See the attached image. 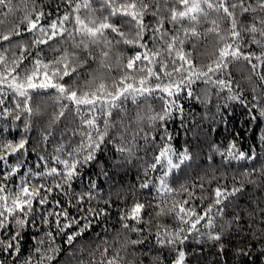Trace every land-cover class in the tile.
<instances>
[{"label": "snow or ice", "instance_id": "obj_1", "mask_svg": "<svg viewBox=\"0 0 264 264\" xmlns=\"http://www.w3.org/2000/svg\"><path fill=\"white\" fill-rule=\"evenodd\" d=\"M49 7L46 12L44 5L37 0H0V44L9 42L8 46L0 48V118L20 120L21 112L31 116L32 93L51 89L55 92L58 110L42 134V141L46 142L52 135V125L64 117L66 111H71L79 121L77 130L71 135H78L80 142L75 147L69 143L70 150H66L64 144L56 149L57 154L52 159L60 167H48V161L41 156L36 167L43 163L45 168L36 172L24 160L28 153L26 137L16 142L0 139V177L7 181L0 182V233H3L0 235V264H8L5 257L11 258L14 264H52L56 259L60 248L51 246L55 237L50 227L45 233L50 241L49 248L42 250L36 247L34 253L20 261L22 232L29 224L38 226L37 217L40 218L39 223L54 225L57 235L64 234L67 245H72L77 237L89 231L95 221L107 217L104 208L78 207L95 199L91 190L95 188L94 182L83 194L69 191L72 183L82 176L80 169L96 159V153L106 138L109 142L119 140L117 151L128 156L134 154L133 148L139 139L153 141L154 162L145 168L146 179L140 187L147 189L152 186L161 196H172L171 200L164 199L157 205L156 217L171 216L179 226L170 230L157 223L155 232L156 244L172 254L171 264H186L189 253L184 245L190 236L220 242L233 225L238 230L239 215L221 226L219 232L215 231L216 220L223 219L225 207L233 203L237 194L244 192V183L256 185L257 182L250 177L257 169L245 173V180L235 182L231 188L217 183L210 194L204 183L192 185L191 190L183 184L174 189L167 182L168 178L191 156L186 149L182 153L176 152L171 145V134L162 136L161 144L156 146V136L152 133L157 124L167 131L165 122L172 118L174 112H183L179 99L182 95L193 97L192 86L197 81L219 92L227 90L230 94L227 100L245 105L249 103L234 92L228 69L235 62L244 61L253 74L264 81V0H59L54 8L55 15L52 6ZM245 16L250 18V22H245ZM9 17L11 26L5 31ZM148 17L152 20L146 22ZM45 19H48L47 24L43 23ZM117 20L119 23L115 22ZM222 22H227L226 29L221 28ZM21 25L24 26L23 33ZM122 27H127L128 31ZM109 33L112 38H109ZM22 34L31 35L30 43L12 42L13 36ZM209 36L215 37L211 58L206 65H197L193 61L192 50L186 51L185 45L191 43V48L195 49L197 43ZM54 40L67 46L53 48L52 51L59 55L45 62L40 46H48ZM121 44L139 50L130 56L116 52L115 71L119 74L112 76L113 64L108 63L110 53ZM252 45H256L259 52L248 50ZM93 49L99 53V69L107 70L109 75L90 72L87 74L90 78L82 80L78 70L84 68L89 60L96 61ZM81 53L84 54L83 59ZM26 59H30L29 65L24 64ZM65 77L71 78L70 84L62 82ZM154 100L162 105L158 112L151 109L149 102ZM129 102L137 108L144 102L147 112L137 111L134 119L129 118L126 110ZM251 104L264 118V91L254 95ZM249 111L251 114L252 109ZM114 112L120 115L119 124L112 120ZM251 118L255 120L256 116ZM145 122L150 125L148 132L142 127ZM27 128L26 125L25 131ZM4 131L7 129L0 126V133ZM110 132L115 135L109 137ZM220 155L229 163L257 159L254 150L251 153L239 151L234 142ZM9 157L15 162H10ZM158 168L162 174L153 182L149 173L156 172ZM22 170L23 175H20ZM260 174L264 175V168ZM13 177H18L15 185L11 184ZM46 178H51V182ZM36 180L42 182L34 183ZM197 188L201 193L199 196ZM54 191L67 197L68 207L77 208L78 215L70 216L68 207L61 205L58 199L50 201L49 196ZM181 195L185 198H176ZM196 200L200 201L199 205L194 203ZM145 207L143 203L134 202L129 210L122 212V228L137 234L144 232L141 225L151 223L144 219ZM198 207H201L199 212ZM247 215L250 220L264 224V200L257 202ZM73 226H76V231L69 233ZM253 235L264 238V228L259 229L258 235ZM38 242L43 243V240ZM117 242L119 249L114 255L109 256V247L105 246L99 259L95 258V253H90L92 259L88 264H121L124 257L120 250L144 244L145 239L138 236L137 239L125 238ZM224 250L221 243L219 251L223 253ZM237 254L250 255L244 249H237ZM79 264L85 262L81 260ZM156 264L160 262L157 260Z\"/></svg>", "mask_w": 264, "mask_h": 264}, {"label": "trees", "instance_id": "obj_2", "mask_svg": "<svg viewBox=\"0 0 264 264\" xmlns=\"http://www.w3.org/2000/svg\"><path fill=\"white\" fill-rule=\"evenodd\" d=\"M37 2L44 5L46 12L50 10L49 6H52L51 10L55 15L54 8L59 0H37ZM149 20L152 18L148 17L146 22ZM244 20L246 23L250 22L248 16H245ZM115 22L119 23L118 20ZM43 23L47 24L48 19H45ZM10 26L11 17H9V21L3 30L6 31ZM220 26L222 29H226L228 25L227 22H222ZM165 27L168 25L166 24ZM23 30L24 26L21 25L22 33ZM122 30L128 31L127 27H122ZM109 38H112L111 33H109ZM20 41L30 43L31 35L22 34L19 37H12L13 43ZM8 44L9 42H4L0 44V48L8 46ZM66 46L57 40L51 41L48 46H40L44 61L55 59L59 55V53L52 51L53 48ZM214 46L215 37L209 36L197 43L195 49L191 48V43H187L185 50H192L194 63L202 66L209 62ZM149 47H151V43H149ZM137 50L139 49H132L123 44L114 48L108 61V63L113 64L114 68L110 75L119 74L115 71L116 52L130 56ZM248 50L259 52L256 45H252ZM93 54L97 57L96 61L89 60L84 68L78 70L82 80L89 79L87 74L90 72L94 74L103 72L105 76L109 75L107 70L99 69V53L95 49H93ZM35 55L36 51L34 50L33 56ZM81 58H84L83 53H81ZM253 62L255 63V61ZM24 64L29 65L30 59H26ZM228 71L233 80L234 92L239 93L242 100L248 101L247 105L239 101L227 100L226 97L230 95L227 90L219 92L218 89L197 81L192 86L193 97L185 98L184 95L180 97L179 103L183 105V112L179 114L174 112L172 118L165 122L167 131L162 130L157 124L156 130L152 133L156 136V146L161 144L160 138L162 136L171 134V145L176 152L182 153L186 149L187 154L191 156L190 160L181 165L180 169L175 170L168 178L167 182L174 189H179L183 184L189 186L191 190L192 185L204 183L205 189L210 194L211 189L215 188L217 183L231 188L235 182L245 180V173H251L252 169H257V172L250 177L257 182L256 185L244 183V192L237 194L233 198V203L225 207L223 219L217 218L216 220L215 231L219 232L221 226L233 221L234 217L239 215V229L237 230L236 225H233V229L223 236L220 242L190 236L184 245L186 252L189 253L186 264H264V238H257L253 235V233L258 235L259 229L264 228V224L250 220L247 215V212L254 208L257 202L264 200V175L260 174V170L264 168V139H262L264 137V118L259 116L251 104L253 96L264 91V81H260L244 61L230 65ZM73 75L75 76V74ZM62 82L70 84L71 78L65 77ZM237 85H239L238 88ZM254 89L255 91H253ZM54 96L55 92L51 89L33 92L30 101V106L33 109L31 116L21 112L20 120H14L12 117L0 118V126L7 129V131L0 133V139L16 142L26 137L28 153L24 160L36 172L43 171L45 168L43 163L40 164V167H36L41 156L48 161V167H60L52 159L57 154L56 149L64 144L65 149L70 150L68 148L69 143L75 147L80 142L78 135H71L73 131L77 130L76 126L79 124L78 119L71 111H66L65 116L52 125V135L46 142L42 141V134L48 127L53 114L58 110ZM195 97H199V99ZM149 103L151 109L156 112L162 108L158 100ZM250 109H252L251 114ZM126 110L128 117L134 119L137 111L147 112V107L144 102L140 103L139 108L129 102L126 105ZM253 115L256 116L255 120L251 118ZM120 119V115L114 112L112 120L119 124ZM26 125L28 126L27 131H25ZM142 127L145 132L150 131V125L146 122L142 124ZM114 135L113 132L109 133V137ZM233 142L239 151L251 153L254 150L257 153V159L227 162L220 155V152L226 151L228 145ZM119 143V140L109 142V138H106L101 149L96 153V159L80 169L82 176L72 183L69 190L76 194H83L90 190L89 185L94 182L95 188L91 190L95 199L90 203L85 201L78 207L85 209L87 207L104 208L108 213L107 217L95 221L93 227L82 236L77 237L72 245L66 244L64 234L57 235L54 225L46 226L39 223L40 218L37 217L38 226L29 224L22 232L21 262L30 253H34L36 247H40L42 250L49 248L50 241L45 233L51 227L55 237L51 246H59L60 248V252L52 264H79L81 260L88 264L92 259L90 253H95V258L99 259L100 251L103 247L108 246V255L112 256L119 249L117 241L122 242L125 238L137 239L138 236L144 237L145 243L129 246L126 251L120 250V255L124 257L121 264H156L157 260L160 264H171L173 256L167 249H162L156 244L155 232L157 223L170 230L179 226L178 222L171 216L156 217V212L159 211L157 205L164 199L171 200L172 196L163 197L152 186L147 189L140 187L146 179L145 168L154 162L152 159L155 155L153 141L145 142V140L139 139L133 148L134 154L131 156L117 151ZM61 156L63 158V153ZM9 160L15 162L12 157H9ZM23 172L24 170L21 171L20 175H23ZM161 174L162 170L158 168L156 172L149 173V177L155 182ZM46 180L51 182V178H46ZM17 181L18 177H13L11 184L15 185ZM0 182L7 183V181H3L2 177H0ZM33 182L40 183L42 181ZM13 190L15 189L13 188ZM196 194L197 196L201 195L198 188ZM176 198L182 200L185 196L181 195ZM57 199L60 200L61 205L68 207V198L59 191H54L49 196V200ZM134 202L145 204L144 219L151 221L150 224L141 225L144 232L140 234L128 232L121 226L122 212L129 210ZM194 203L199 205L200 201L196 200ZM201 207L197 208L198 212ZM68 212L70 216L78 215L77 208L68 207ZM129 223L132 222L129 221ZM201 230L204 231V229ZM74 231H76V226L68 230L69 233ZM40 240H43V243H39ZM105 242L107 243L105 244ZM221 243L225 248L223 253L219 251ZM237 249H244L250 255H238ZM5 258L8 264H14L11 258Z\"/></svg>", "mask_w": 264, "mask_h": 264}]
</instances>
